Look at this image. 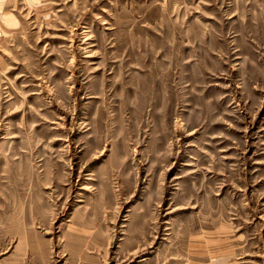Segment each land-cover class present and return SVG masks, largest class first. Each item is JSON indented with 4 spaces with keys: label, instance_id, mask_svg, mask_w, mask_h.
Masks as SVG:
<instances>
[{
    "label": "rangeland",
    "instance_id": "obj_1",
    "mask_svg": "<svg viewBox=\"0 0 264 264\" xmlns=\"http://www.w3.org/2000/svg\"><path fill=\"white\" fill-rule=\"evenodd\" d=\"M0 264H264V0H0Z\"/></svg>",
    "mask_w": 264,
    "mask_h": 264
},
{
    "label": "built area",
    "instance_id": "obj_2",
    "mask_svg": "<svg viewBox=\"0 0 264 264\" xmlns=\"http://www.w3.org/2000/svg\"><path fill=\"white\" fill-rule=\"evenodd\" d=\"M2 37H3V31H2V29L0 28V41L2 40Z\"/></svg>",
    "mask_w": 264,
    "mask_h": 264
}]
</instances>
